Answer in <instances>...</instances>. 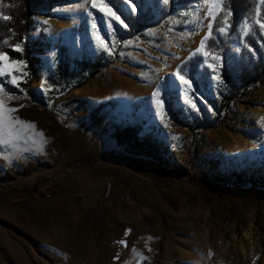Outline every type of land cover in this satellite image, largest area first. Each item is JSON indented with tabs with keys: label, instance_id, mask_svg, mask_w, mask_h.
Segmentation results:
<instances>
[{
	"label": "rangeland",
	"instance_id": "374dc122",
	"mask_svg": "<svg viewBox=\"0 0 264 264\" xmlns=\"http://www.w3.org/2000/svg\"><path fill=\"white\" fill-rule=\"evenodd\" d=\"M222 1L178 8L147 42L120 45L114 24L125 25L102 0L37 10L25 42L40 34L50 42L33 53L31 82L22 86L23 61L0 54V83L21 93L0 86V264H264V84L226 111L214 56L199 90L176 74L201 51ZM80 26L65 42L81 50L90 41L109 56L116 49L114 61L80 88H44L59 32ZM246 29L244 20L228 35L231 54ZM165 75L176 82L178 119L158 89ZM110 99L117 103L93 112ZM126 121L144 123L138 137L154 134L156 159L116 144ZM39 181L43 197L16 194Z\"/></svg>",
	"mask_w": 264,
	"mask_h": 264
},
{
	"label": "trees",
	"instance_id": "16d2710c",
	"mask_svg": "<svg viewBox=\"0 0 264 264\" xmlns=\"http://www.w3.org/2000/svg\"><path fill=\"white\" fill-rule=\"evenodd\" d=\"M79 0H0V54H5L11 60L25 63V79L28 85L38 71L40 59L33 56L34 52H42L49 47L50 40L44 35L30 44L25 38L34 26L33 15L44 7L61 3L77 2ZM102 2L120 18L125 28L114 24L116 41L120 45L128 40L147 42L151 28H161L171 17L172 13L190 3L201 0H102ZM96 17L99 13L93 9ZM247 21V29L241 38L239 50L231 54L228 35L237 32L238 25ZM103 30L102 22H99ZM227 27V32L224 29ZM83 26L63 29L59 32L49 66L43 78L44 88L62 89L69 92L80 88L92 81L100 72L107 68L115 59L107 55L106 51L94 46L90 41L82 43L81 50L72 49L64 40V36L82 33ZM22 47L18 51L15 47ZM207 56L218 59L219 76L224 85L228 86L226 93L220 97V106L228 110L231 103L240 102L251 96L264 84V0H223L220 8L212 16L207 37L203 40L201 51L181 61L176 67V74L186 81L192 82L196 90L206 84L210 76V68L206 65ZM7 93L21 94L14 87L0 83ZM176 82L171 76L165 75L158 89H162L161 98L164 100L171 116L179 118L178 95ZM147 98L139 99L131 104L132 109H138L146 104ZM214 108L216 101L208 98ZM116 100L110 99L100 102L93 112L115 105ZM135 116V112L132 117ZM144 123L136 124L126 121L117 127L113 139L118 146H128L139 156L156 159L159 143L154 134L148 133L138 137ZM239 188H246L247 183L240 182ZM47 184L45 181L33 183L29 187L15 189L20 196L30 195L34 198L43 197Z\"/></svg>",
	"mask_w": 264,
	"mask_h": 264
},
{
	"label": "bare ground",
	"instance_id": "6f19581e",
	"mask_svg": "<svg viewBox=\"0 0 264 264\" xmlns=\"http://www.w3.org/2000/svg\"><path fill=\"white\" fill-rule=\"evenodd\" d=\"M178 79H180L179 77H177Z\"/></svg>",
	"mask_w": 264,
	"mask_h": 264
}]
</instances>
